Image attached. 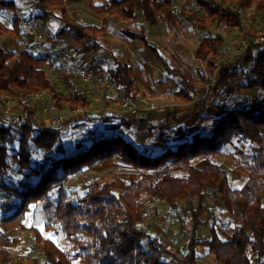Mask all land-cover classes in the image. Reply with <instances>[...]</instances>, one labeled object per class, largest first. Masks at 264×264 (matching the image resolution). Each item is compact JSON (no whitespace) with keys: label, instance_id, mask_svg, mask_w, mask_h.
Listing matches in <instances>:
<instances>
[{"label":"trees","instance_id":"1","mask_svg":"<svg viewBox=\"0 0 264 264\" xmlns=\"http://www.w3.org/2000/svg\"><path fill=\"white\" fill-rule=\"evenodd\" d=\"M12 4L13 0H0V10ZM172 4L173 0H107L100 5L90 2V9L98 16H111L122 23L135 21L138 14L144 18V24L152 22L156 12H160L168 21L188 24L201 33L194 57L207 62L208 73L218 70V87L230 94L243 89L264 92V41L249 45L237 63L220 66L215 58L226 41L224 36L212 33L214 28L228 33L242 30V16L249 10L264 17V0H193L191 8L179 9L177 19L169 10ZM30 17L44 23L59 21L61 28L54 33L53 41H74L76 46L71 50L74 56L103 48V29L73 20L64 0H35ZM16 21L14 17L11 28L0 23V35L18 37ZM121 33L141 40L152 52H157L142 33L126 27ZM259 33L264 37V25ZM160 60L167 72L173 71ZM51 65L48 56H39L33 50L16 52L0 47V103L5 94H14L25 112V117L16 121H0V193L13 197L14 201L12 206L0 203V264H12L24 257L23 253H13L23 243L18 234L24 231L34 235L33 248L42 256L29 259L28 264H201L200 247H205L217 264H264V99L243 96L237 103L218 105L211 131L174 136L170 141L162 136L160 141L166 146L160 151L143 148L118 131L120 127L132 126L137 131H151V124L119 118L110 135L98 137L96 132L89 131L85 140L76 143V151L66 154L68 147L61 140V128L38 126L37 104L29 103V99L36 93L47 92L54 98L55 108L66 106L70 110L88 108L91 101L82 90L58 94L49 77ZM105 76L122 93L120 98L109 96L107 100L117 103L137 100L140 89L130 64L116 61ZM240 76L243 82L232 87L230 82ZM185 81L187 87L174 95L178 100L190 102L206 86L207 77L201 75L198 81H193L185 76ZM108 118L103 117L106 121ZM240 145L257 146L258 152L248 162L233 159V168L246 179L241 188H232L228 170L222 169L214 157L222 155L228 147L235 150L234 154L240 152ZM36 150L52 151L54 155L45 152L44 159L48 160L32 164ZM59 153L63 155L58 156ZM200 160L206 163L203 168L196 166ZM116 162L135 171L128 173L127 179L94 181L75 202L68 196L63 185L70 175L97 164ZM13 169L24 178L25 188L19 186L16 178L12 180ZM144 196L150 203L164 201L171 207L180 200L189 205L195 202L191 214L195 232L205 224L201 220L203 205L210 196L215 197L216 204L228 213L233 231L228 239H222L211 229V238L192 239L186 252L179 254L143 229ZM38 202L46 225L63 236V247L43 238L36 228L28 225V212Z\"/></svg>","mask_w":264,"mask_h":264},{"label":"crops","instance_id":"2","mask_svg":"<svg viewBox=\"0 0 264 264\" xmlns=\"http://www.w3.org/2000/svg\"><path fill=\"white\" fill-rule=\"evenodd\" d=\"M34 1L35 0H13L12 5L0 10V23L5 28H11L13 18L19 13L24 14L23 12L28 11L27 14L30 16ZM106 1L107 0H64L68 13L73 20L82 25H97L103 29L105 33L104 37L101 38L103 43V48L101 50L92 54L73 55V59L79 64L95 68L102 76L103 74L104 76L106 75L107 69L113 66L116 61H126L132 66L133 75L140 89L137 100L139 99V95L146 96L150 98L149 100H153L152 102L155 105V109L151 113H142L138 115L117 112L115 110L116 107H114L116 105H109L111 104V101L107 100L109 96L106 92L100 90L96 82L79 86V84H75L76 79L67 69V66L58 65L63 71L56 74L55 68L57 66L53 64L50 68V72H53L52 76L55 83V91L58 94L66 95L76 90H82L89 96L91 101V105L88 108L77 110H69L66 106L55 108L53 105V109L56 112H72V114H74L72 117L68 118L66 123L60 126L62 132L61 140L65 141V146L68 147L66 154L74 153L76 151V143L79 144L78 142L80 140H85L89 131L96 132L95 136L98 137L110 135L112 127L117 124L119 118L134 119L137 121L145 120L151 124L153 126L151 131H137L135 126L129 128L120 127L121 129L118 131L124 137L132 139L141 147L154 152L165 148L166 145L164 146V143L160 141L162 136L170 141L174 136L192 134L198 131L204 133L211 131L213 120L218 115L217 106L224 103L228 105L234 103V101H232L233 99L230 100L229 97L234 98L235 93H225V90H222V88L219 90L220 87L217 86V83L215 86L217 89L212 90L207 83L204 88L198 90L197 95L192 98L190 102L178 100L174 95L177 90L187 87L185 76H188L193 81H198L201 75L207 77V62L200 61L194 57L201 33L188 24L185 25L179 21H168L160 12H156L154 21L144 24V18L141 14H138L135 21L122 23L117 21L114 17L98 16L91 11L90 2L100 5ZM190 4L192 5L193 1L190 2ZM181 7L191 8L180 6L178 10H176L173 4L169 7L174 18H180L179 9ZM42 27L52 39L51 48L59 44L61 46H67L69 52H71V49L76 46V43L72 40L54 43L53 35L61 28V23L59 21L49 20L44 24H40L38 29ZM123 27L137 33H142L151 47L157 52H152L137 38L126 37V35L121 33ZM38 31L37 33H39ZM33 37L34 34L32 33L21 32H19L18 37L0 35V47L16 52L23 49H30L29 46L32 44ZM48 56L51 58L50 54ZM186 57H189L190 62H198L200 67H203L202 69L204 71L200 69V72H196V76L191 72L184 71L181 66L184 64L183 59ZM159 58L165 61L173 71L167 72ZM218 58L219 56L215 58V61L218 60ZM150 66L154 67L153 76L150 74ZM150 77L152 79H150ZM146 79H149L150 82H147ZM232 82H236L235 86L232 85ZM239 84L240 82H237L236 79L230 82V85L234 88ZM52 99L54 100V98ZM142 100H145V98H142ZM51 102L53 103L52 100ZM36 104L37 107H39L42 106L43 103ZM44 113L46 114L47 111ZM103 117H109V121H106L107 119H103ZM46 122L47 120H42L40 118L38 126L40 125L43 127V125H45L44 127H47L45 124ZM77 131V136L74 137L73 133ZM166 144H168V142H166ZM245 147L247 146L240 145L241 151L239 154H242V157L246 160L245 162H248L251 156L258 152V148H252L250 154L247 155ZM245 154L247 157L244 156ZM60 155L63 154L59 153L58 156ZM205 164L202 167H197L203 168ZM245 179V176L240 171H235L230 176L231 183H238L235 184L236 188H241ZM233 228L232 225V229L230 228L231 230L228 234L229 237ZM218 234L219 233H217V235ZM200 248L201 256L206 257L208 255L205 260L206 263H208L209 259L213 258L212 255L209 252L205 255L206 251L203 250L202 247ZM185 249L186 245L182 250L185 251ZM200 252L198 250V253Z\"/></svg>","mask_w":264,"mask_h":264},{"label":"rangeland","instance_id":"3","mask_svg":"<svg viewBox=\"0 0 264 264\" xmlns=\"http://www.w3.org/2000/svg\"><path fill=\"white\" fill-rule=\"evenodd\" d=\"M193 0H173V7H176V10L180 6H187L192 7L190 2ZM67 8V7H66ZM68 10V9H67ZM17 11V10H16ZM25 11V10H24ZM28 11L19 13L16 16V20H18L19 15H24L27 17H30L27 14ZM256 13V12H255ZM254 11L249 10L245 12L242 16L243 20V28L242 30H233L231 33L225 32L220 29H213L212 33L221 35L225 37V47L223 50H221V55H219L218 60H216L217 65H228V64H235L238 61H240L244 56V51L242 49V42H253L254 38L261 35L259 31L261 30L262 26L264 25V17L261 13H256ZM26 14V15H25ZM17 22V21H16ZM38 24H44V22H38ZM43 26V25H42ZM18 28V25H17ZM19 32L21 33H27L23 32L18 28ZM39 36L41 37V43L44 44V50L43 51H36L33 47V43L29 46V50H35L34 53L37 55L42 56H48L50 54L51 56V62L52 65L56 64V74H59L62 70L60 66H67V69L71 72V74L76 79L75 84L83 85L88 83H80L78 76L75 74L76 68H91L94 69L95 73L98 76H102L97 72V70L93 67H89L86 65H82L77 63L73 59V54L69 52V50L66 51L67 46L64 45H54V48H51L52 39L50 35L47 34V32L44 31L43 27L41 29H38ZM34 39V37H33ZM72 50V49H71ZM176 54V53H174ZM66 57L65 60H63V57ZM184 64L181 66L184 71L191 72L194 76H196V72H200V69L204 71L198 62H190L189 57H186L183 59ZM51 65V67H52ZM60 65V66H58ZM241 65V64H239ZM50 67V68H51ZM150 74L153 76L154 74V67L150 66ZM207 74V83L209 85L210 89H217L216 83L218 82V71L211 74L206 72ZM53 72H49V77L53 80ZM55 76V75H54ZM102 77H105L104 74ZM107 78V77H105ZM108 79V78H107ZM150 79H152L150 77ZM237 82L242 83L244 78L242 76L236 78ZM147 82H150L149 79H146ZM236 82H232V85L235 86ZM55 84V83H54ZM97 84V83H96ZM97 86H99L97 84ZM100 90L106 92L104 89H102L99 86ZM210 90V91H212ZM221 90V87L220 89ZM223 90V89H222ZM237 93V94H236ZM107 94V93H106ZM112 94V93H110ZM108 95V94H107ZM122 93L120 95H110V98H120ZM109 96V95H108ZM249 97V98H255L259 97L261 99H264V92L260 89H253V90H240L238 92H235V97H229L230 100L234 101V103H237L241 97ZM5 99L3 100V103H0V121H4L5 119H17L19 116L25 117L24 108L22 105L18 103V101L15 99L14 94H6L4 95ZM53 97L48 93V95H45V97L38 101L37 103H43L42 106L37 107L36 114H35V122L38 125L39 119L47 120L45 123L48 127V125L54 126L55 122H59L61 125L67 122L69 117H72L74 114L72 112L70 113H64L62 111L56 112L53 109L54 100ZM142 98L145 100H142ZM150 98H147L146 96L139 95V99L135 102H129L126 100H121L117 102H112L109 105H116L114 107L117 112H120L122 114H145V113H151L155 109V105L153 104V100H149ZM53 101V103L51 102ZM140 100V101H139ZM36 104V103H35ZM63 107V106H62ZM59 107V108H62ZM82 109V108H80ZM86 109V108H83ZM70 110V109H69ZM47 113L45 114L44 112ZM52 123V124H51ZM60 125V126H61ZM40 126V125H39ZM45 125H43L44 127ZM59 126V127H60ZM81 132V131H80ZM77 132L73 133L74 137L77 136ZM15 136V135H14ZM252 148H258L257 146H251V147H245L247 150V155L250 154V150ZM45 152H49L48 154L54 155V152L50 151H34L33 156L31 157L32 164H35L37 161L40 163L45 157ZM235 150H232L230 147H228L227 151H225L222 155H218L214 157V161L220 163V166L223 169H227L229 175L237 170L233 168V159H237L240 162H245V158L242 157V154H239L237 151L234 154ZM245 154L244 156L247 157ZM205 164L204 160L197 161L196 166L202 167ZM134 172L133 168L129 165L121 164V163H112L108 165H101L97 164L91 168L83 170L80 174L76 175H70L68 178H66L65 183L63 185L65 191L67 192L68 196L73 199L75 202L78 197H80L86 190H89L91 185L94 181L97 180H112L115 177H120L122 179H127L126 175L130 172ZM12 180L19 181L20 187L25 188L26 183L24 178L20 177L17 173H15V169L11 172ZM244 175V174H243ZM16 178V179H15ZM238 184V183H235ZM234 183H231L232 188H236V185ZM6 194V193H5ZM141 201L143 202V221H142V227L148 232H152L154 235L158 237V239L163 243L168 245L169 249L179 253L184 254L186 252L182 249L187 245L188 241L192 239H196L199 241L206 240L211 238L212 236V230L214 229V232L217 237L220 236L222 239H228L229 232L232 229V223L230 221V218L228 216V213L221 207L220 205L216 204L217 200L215 197L210 196V198L205 202L203 205L204 212L201 216V220H203L205 223L204 225L200 226L198 230L195 232L192 227V221H191V214L193 208L196 206L195 202L191 201V205L187 204L184 200L178 201V204L171 207L164 201L160 202H154L150 203L147 200V197H142ZM13 197L7 196V195H1L0 193V203H3L4 205L12 206L13 203ZM1 212V209H0ZM28 225L33 226L36 228L39 233L42 235L43 238L51 239L55 244H57L60 248L64 245V238L61 234H55L53 231V227H48L46 225V219L45 215L43 213V210L40 207L39 202L36 203L31 210L28 212ZM1 216V213H0ZM231 228V229H230ZM217 231V232H216ZM217 233H219L217 235ZM22 239L23 243L20 244L18 248H15L13 250V253L16 251L18 253H23L24 257L13 260L12 264H28V260L31 258H39L41 259L42 256L40 252L33 248L34 245V235L30 231H24L20 232L18 234ZM203 250L206 251L207 255L208 250L205 247H202ZM201 248H198L200 252ZM208 255L205 257L201 256V252L198 253V261L201 264L206 263ZM213 257V256H212ZM214 258H210L209 262L206 264H215ZM217 264V263H216Z\"/></svg>","mask_w":264,"mask_h":264},{"label":"built area","instance_id":"4","mask_svg":"<svg viewBox=\"0 0 264 264\" xmlns=\"http://www.w3.org/2000/svg\"><path fill=\"white\" fill-rule=\"evenodd\" d=\"M17 25L21 31L34 34V39L32 41V43H33L32 45H33L34 49H36V51H43L44 50V44L41 43V37L37 33L38 28H39V24H38V21L35 20V18L27 17L24 15H19L18 20H17ZM263 41H264V37L262 35L255 37L254 41L250 42V43L243 41L242 42V49L245 52L246 48L249 45H251L252 43L256 44V43H261ZM56 45H59V44H56ZM66 51H67V48H66ZM65 59H66V57L64 56L63 60H65ZM74 71H75V74L78 76L80 83L90 84V83L96 82L102 89H104L106 91V93L109 96L121 94V92L116 87H114L113 83L109 79L102 77V76H98L95 73L94 69L78 67ZM110 93H112V94H110ZM45 95H48V93L47 92L36 93L30 97L29 103H32V104L36 103V102L42 100L45 97ZM10 120L16 121L14 118L10 119ZM60 125L61 124L58 121L54 123V126H60Z\"/></svg>","mask_w":264,"mask_h":264}]
</instances>
